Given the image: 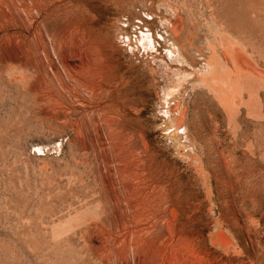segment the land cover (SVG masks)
Segmentation results:
<instances>
[{
  "label": "rangeland",
  "instance_id": "obj_1",
  "mask_svg": "<svg viewBox=\"0 0 264 264\" xmlns=\"http://www.w3.org/2000/svg\"><path fill=\"white\" fill-rule=\"evenodd\" d=\"M32 1L0 0V264H264V0Z\"/></svg>",
  "mask_w": 264,
  "mask_h": 264
},
{
  "label": "bare ground",
  "instance_id": "obj_2",
  "mask_svg": "<svg viewBox=\"0 0 264 264\" xmlns=\"http://www.w3.org/2000/svg\"><path fill=\"white\" fill-rule=\"evenodd\" d=\"M24 1H25V0H24ZM33 1H34V0H33ZM33 1H32V2H33ZM41 1H43V0H41ZM41 1H38V2H41ZM38 2H37V3H38ZM54 2H55V1H54ZM25 3H27V2H24V4H25ZM29 3H31V2H29ZM34 3H35V2H34ZM42 3H44V2H42ZM35 5H37V4L35 3ZM35 5H34V6H35ZM41 5H42V4H41ZM41 5H39V6H41ZM50 5H51V4H50ZM50 5H49V7H50ZM9 6H10V5H9ZM29 6H31V5H29ZM32 6H33V4H32ZM39 6H37V7H39ZM46 6H48V5H46ZM46 6H45V7H46ZM55 6H56V4H55ZM57 6H58V5H57ZM57 6H56V7H57ZM15 7H16V6H15ZM25 7H26V6H25ZM27 7H28V3H27ZM45 7H44V9H45ZM53 7H54V6H53ZM71 7H72V6H71ZM34 8H35V7H34ZM34 8H33V9H34ZM61 8H62V7H61ZM23 9H24V8H23ZM27 9H28V8H27ZM29 9H30V7H29ZM33 9H32V7H31V10H33ZM50 9H51V8H50ZM67 11H68V10H67ZM9 12H10V11H9ZM30 12H31V11H30ZM61 13H62V12H61ZM2 14H3V13H2ZM37 14H39V13H37ZM71 14H72V13H71ZM6 15H7V14H6ZM6 15H5V17H6ZM29 15H30V14H29ZM8 16H9V15H7V17H8ZM14 17H15V15H14ZM29 17H30V16H29ZM32 17H33V16H32ZM37 17H38V15H37ZM44 17H45V16H44ZM0 18H1V17H0ZM9 18H10V17H9ZM15 18H17V17H15ZM15 18H14V19H15ZM30 18H31V17H30ZM35 18H36V17H35ZM38 18H39V17H38ZM11 19H12V17H11ZM33 19H34V17H33ZM40 19H41V18H40ZM12 20H13V19H12ZM15 20L17 21L18 19H15ZM36 20H37V18H36ZM41 20H42V19H41ZM25 21H26V20H25ZM39 21H40V20H39ZM39 21H38V22H39ZM2 23H3V22H2ZM18 23H19V22H18ZM21 23H22V22H21ZM27 23H28V22H27ZM27 23L25 22L26 25H27ZM18 25H19V24H18ZM35 25H36V23H35ZM35 25H34V26H35ZM40 25H41V24H40ZM40 25H39V26H40ZM23 26H24V25H23V23H22V26L20 25V27H23ZM36 26H37V25H36ZM27 27H28V25H27ZM43 27H44V26H43ZM38 28H39V27H38ZM39 29H40V28H39ZM43 29H44V28H43ZM22 30H23V29H22ZM24 30H25V29H24ZM29 30H30V29H29ZM34 30H35V29H34ZM41 30H42V29H41ZM173 30L175 31V33H177V31H178V26H176L175 29H173ZM44 31H45V30H44ZM44 31L42 30V32H44ZM174 31H173V32H174ZM28 32H29V31H28ZM34 32H35V31H34ZM11 33H12V32H11ZM11 33H10V34H11ZM29 33H30V32H29ZM10 34H8V35L10 36ZM14 34H15V33H14ZM32 34H33V33H31L30 35H32ZM34 34H37V33H34ZM43 34H44V33H43ZM8 35H7V36H8ZM15 35H16V34H15ZM7 36H6V37H7ZM33 36L35 37V35H33ZM37 36H38V35H37ZM43 36H44V35H43ZM10 37H11V36H10ZM10 37H8V38H9V41H10ZM13 37H14V36H12V39H13ZM15 37H16V36H15ZM15 37H14V38H15ZM41 37H42V36H41ZM44 38H46V37H44ZM83 38H84V37H83ZM4 39H5V38H4ZM15 39H16V38H15ZM15 39H14V40H15ZM40 39H41V38H40ZM62 39H63V38H62ZM81 39H82V38H81ZM7 40H8V39H7ZM17 40H18V38H17ZM31 40H32V39H31ZM37 40H38V39H37ZM84 40H85V38H84ZM11 41H12V40H11ZM39 41H40V40H38L37 45H38ZM66 41H67V40H66ZM3 42H4V41H3ZM14 42L17 43L16 40H15ZM14 42H13V43H14ZM40 42H41V41H40ZM62 42H63V41H62ZM67 42H68V41H67ZM31 43H32V42H30V44H31ZM35 43H36V42H35ZM43 43H45V42L43 41ZM60 43H61V40H60ZM1 44H4V43H1ZM1 44H0V45H1ZM30 44H29V47H28L27 49H29V48L31 47ZM62 44H63V43H62ZM65 44H67V43H65ZM5 45H6V44H5ZM17 45L19 46V44H16V46H17ZM34 45H35V44H34ZM34 45H33V46H34ZM39 45H42V44L40 43ZM6 46H7V45H6ZM11 46H12V43H11ZM11 46H10V44H9L8 47L11 48ZM16 46L14 45V47H16ZM20 46H21V45H20ZM25 46H26V45H25ZM2 47H4V46H2ZM34 47H36V46H34ZM43 47H44V46H43ZM0 48H1V47H0ZM23 48H25V47H22V50H23ZM20 49H21V48H20ZM30 49H31V48H30ZM30 49H29V50H30ZM15 50H17V49H15ZM15 50H14V51H15ZM39 50H40V48H39ZM42 50L47 51L48 49H47V50L42 49ZM57 50H58V49H57ZM18 51H19V50H18ZM24 51H25V50H24ZM34 51H36V50H34ZM53 51H54V50H53ZM12 52H13V51H12ZM15 52H16V51H15ZM19 52H21V51H19ZM27 52H29V51L27 50ZM36 52H37V51H36ZM56 52H57V51H56ZM21 53L23 54L24 52H21ZM25 53H26V52H25ZM25 53H24V54H25ZM38 53H40V51H39ZM38 53H36L37 56H38ZM10 54H11V53H10ZM10 54H9V55H10ZM79 54H80V53H79ZM19 55H21V54H19ZM19 55H17V52H16V55H14V56L17 57V56H19ZM81 55H82V54H81ZM21 56H22V55H21ZM35 56H36V55H35ZM78 56H79V55H78ZM9 57H10V56H9ZM24 57H26V54H25ZM28 57H29V56H28ZM41 57H42V56L40 55V59H41ZM82 57H83V59H85L84 56H82ZM82 57H78V59H79V58L81 59ZM17 58H18V57H17ZM19 58H21V57H19ZM11 59H12V58H11ZM40 59H39V60H40ZM78 59H77V60H78ZM80 59H79V60H80ZM83 59H82V61H83ZM14 60H15V58H14ZM18 60H20V59H18ZM18 60L16 59L15 61L18 62ZM27 60H28V59H27ZM27 60H24V63H27ZM30 60H31V59H30ZM243 60H244V62L247 64L248 67H251V62H250L248 59H243ZM25 61H26V62H25ZM33 61H34V60H33ZM33 61H32V62H33ZM89 61H90V60H89ZM22 62H23V61H22ZM36 62H37V59L35 60L34 63L37 64ZM67 62H68V61H67ZM15 63H16V62H15ZM84 63H85V61H84ZM19 64H20V62H19ZM28 64H29V63H28ZM41 64H42V63H41ZM75 64H76V63H75ZM20 65H21V64H20ZM30 65H31V64H30ZM30 65H28V66H30ZM33 65H34V64H33ZM38 65H39V64H38ZM71 65H72V64H71ZM77 65H78V64H76V66H77ZM28 66H27V67H28ZM34 66H35V65H34ZM34 66H32V67L34 68ZM74 66H75V65H74ZM79 66H80V65H79ZM82 66H83V65H82ZM95 66H96V65H95ZM35 67H36V66H35ZM72 67H73V66H72ZM33 68H32V69H33ZM39 69H40V66H39ZM41 69H42V67H41ZM41 71H42V70H41ZM41 71H40V73H41ZM52 71H53V70H52ZM37 72H38V71H37ZM37 72H36V73H37ZM43 72H44V71H43ZM71 72H72V71H71ZM77 72H78V71H77ZM256 72H258V70H256ZM42 74H43V73H42ZM74 77H75V76H74ZM81 78H82V77H81ZM75 84H76V83H75ZM62 86H63V85H62ZM62 86H61V87H62ZM94 86H95V85H94ZM92 87H93V86H92ZM95 87H96V86H95ZM34 88H35V87H34ZM37 88H38V87H37ZM37 88H36V90H37ZM93 88H94V87H93ZM68 90H69V89H68ZM37 91H41V90H37ZM69 91H70V90H69ZM71 91H72V89H71ZM94 91H95V89H94ZM34 92H35V91H34ZM37 94H38V93H37ZM76 94H77V93H76ZM85 94H86V93H85ZM97 94H98V93H97ZM44 95H45V94H44ZM47 96H48V95H47ZM81 96H83V95H81ZM92 96H93V95H92ZM96 97H97V96H96ZM39 98H40V97H39ZM83 98H84V97H83ZM44 99H45V98H44ZM48 99H50V98H48ZM98 99H99V98H98ZM61 100H62V99H61ZM65 100H66V99H65ZM99 102H100V101H99ZM96 105H97V104H96ZM105 111H106V110H105ZM87 115H88V114H87ZM103 120H104V119H103ZM106 121H108V120H106ZM87 122H88V121H87ZM112 137H113V136H112ZM121 145H122V144H121ZM124 154H125V153H124ZM127 157H128V155H127ZM131 158H132V157H131ZM136 161H137V160H136ZM139 168H140V167H139ZM133 170H134V169H133ZM131 177H132V176H131ZM143 182H144V181H143ZM135 185H136V184H135ZM154 187H155V186H154ZM133 189H134V188H133ZM143 191H144V190H143ZM147 192H148V191H147ZM143 193H144V192H143ZM150 193H151V192H150ZM150 193H149V194H150ZM139 196H141V195H139ZM141 198H142V197H141ZM163 198H164V197H163ZM143 199H144V198H143ZM136 200H137V199H136ZM141 201H142V200H141ZM155 201H156V200H155ZM138 202H139V201H138ZM138 202H137V203H138ZM143 202H144V201H143ZM166 202H167V201H166ZM151 203H152V202H151ZM145 204H146V203H145ZM148 204H149V203H148ZM158 205H160V204H158ZM161 205H162V204H161ZM150 207H151V206H150ZM150 207H149V209H147L148 212L152 209V208L150 209ZM158 207H159V206H158ZM161 207H162V206H161ZM134 208H135V207H134ZM159 208H160V207H159ZM159 208H158V210H159ZM173 208H174V207H173ZM136 209H138V208H136ZM143 209H144V208H143ZM165 209H166V208H165ZM171 209H172V208H171ZM138 210H139V209H138ZM138 210H137V211H138ZM166 211H167V210H166ZM135 212H136V211H135ZM140 212H141V211H140ZM164 212H165V211H164ZM142 213H143V212H142ZM143 214H144V213H143ZM150 214H151V213H150ZM135 215H136V214H135ZM145 215H146V214H145ZM138 216H139V215H138ZM140 217H141V215H140ZM160 217H161V216H160ZM141 218H142V217H141ZM145 218H147V217L145 216ZM151 220H152V219H151ZM167 222H168V221H167ZM153 224H154V223H153ZM148 226H149V225H148ZM150 226H151V225H150ZM150 226H149V227H150ZM149 227H146V231H147V228L149 229ZM142 228H143V227H142ZM138 231L140 232V231H142V230H138ZM135 232H137V231L135 230ZM159 232H160V231H159ZM132 234H133V233H132ZM175 240H176V239H175ZM179 241H180V240H179ZM161 250H162V249H161ZM164 251H165V250H164ZM162 252H163V251H162ZM168 252H169V251H168ZM164 255H165V253H164ZM164 255H163V256H164ZM172 255H173V254H172ZM176 256H177V255H176Z\"/></svg>",
  "mask_w": 264,
  "mask_h": 264
}]
</instances>
